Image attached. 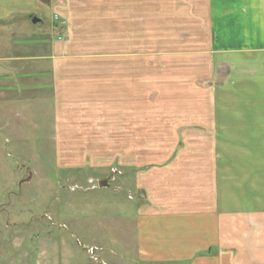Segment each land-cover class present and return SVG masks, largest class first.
<instances>
[{
  "label": "crops",
  "instance_id": "crops-1",
  "mask_svg": "<svg viewBox=\"0 0 264 264\" xmlns=\"http://www.w3.org/2000/svg\"><path fill=\"white\" fill-rule=\"evenodd\" d=\"M43 120L133 176L131 263L264 264V0H0V146Z\"/></svg>",
  "mask_w": 264,
  "mask_h": 264
},
{
  "label": "rangeland",
  "instance_id": "rangeland-1",
  "mask_svg": "<svg viewBox=\"0 0 264 264\" xmlns=\"http://www.w3.org/2000/svg\"><path fill=\"white\" fill-rule=\"evenodd\" d=\"M41 126L23 130L26 143L4 131L0 264H133V176L88 165L57 169L50 129Z\"/></svg>",
  "mask_w": 264,
  "mask_h": 264
},
{
  "label": "water",
  "instance_id": "water-1",
  "mask_svg": "<svg viewBox=\"0 0 264 264\" xmlns=\"http://www.w3.org/2000/svg\"><path fill=\"white\" fill-rule=\"evenodd\" d=\"M38 22H41L40 19H38V18H33L32 19V23L33 24H36ZM98 187L99 188L107 187V182L106 181H103V182L99 183Z\"/></svg>",
  "mask_w": 264,
  "mask_h": 264
},
{
  "label": "built area",
  "instance_id": "built-area-1",
  "mask_svg": "<svg viewBox=\"0 0 264 264\" xmlns=\"http://www.w3.org/2000/svg\"><path fill=\"white\" fill-rule=\"evenodd\" d=\"M55 19H57L56 17H54ZM61 24H64V23H61Z\"/></svg>",
  "mask_w": 264,
  "mask_h": 264
}]
</instances>
